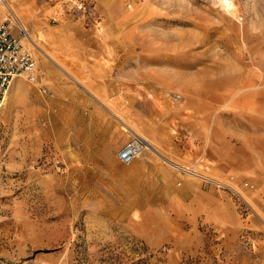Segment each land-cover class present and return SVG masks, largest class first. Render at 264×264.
Returning <instances> with one entry per match:
<instances>
[{
    "label": "rangeland",
    "instance_id": "374dc122",
    "mask_svg": "<svg viewBox=\"0 0 264 264\" xmlns=\"http://www.w3.org/2000/svg\"><path fill=\"white\" fill-rule=\"evenodd\" d=\"M0 19L47 90L17 78L0 109V264H264V0H0ZM135 137L159 155L122 165Z\"/></svg>",
    "mask_w": 264,
    "mask_h": 264
},
{
    "label": "built area",
    "instance_id": "2783aa9c",
    "mask_svg": "<svg viewBox=\"0 0 264 264\" xmlns=\"http://www.w3.org/2000/svg\"><path fill=\"white\" fill-rule=\"evenodd\" d=\"M23 39H27L25 30L20 29L19 34L14 35L7 20L0 19V109L11 83L17 78H23L28 83L37 85L43 93L47 91L39 81L36 61L31 51L23 45ZM143 148L144 141L135 137L122 146L116 153V158L122 165H129L140 156ZM183 171L203 182H211L210 179L193 168H185ZM232 179L230 177L227 182L212 183L232 191L233 188L227 184L231 183ZM241 187L246 190H254V185L247 181L242 182Z\"/></svg>",
    "mask_w": 264,
    "mask_h": 264
},
{
    "label": "bare ground",
    "instance_id": "6f19581e",
    "mask_svg": "<svg viewBox=\"0 0 264 264\" xmlns=\"http://www.w3.org/2000/svg\"><path fill=\"white\" fill-rule=\"evenodd\" d=\"M15 20V19H14ZM27 41L29 42V43H31L32 44V40H31V38H29L28 36H27ZM13 83V82H12ZM12 83H11V85H10V87L12 86ZM8 93V92H7ZM7 95V94H6ZM6 98V97H5ZM141 139V138H140ZM143 140V139H142ZM144 141V140H143ZM143 150H150L151 151V147L144 141V148H143ZM142 150V151H143ZM177 166V165H176ZM178 168V167H177ZM178 169H181V168H178ZM181 170H185V168H183V169H181Z\"/></svg>",
    "mask_w": 264,
    "mask_h": 264
},
{
    "label": "crops",
    "instance_id": "0c3cea01",
    "mask_svg": "<svg viewBox=\"0 0 264 264\" xmlns=\"http://www.w3.org/2000/svg\"><path fill=\"white\" fill-rule=\"evenodd\" d=\"M148 144V143H147ZM149 145V144H148ZM150 147H151V150H153V151H150V150H148V151H150V152H154L155 154H158L159 155V153L151 146V145H149ZM144 151V150H143Z\"/></svg>",
    "mask_w": 264,
    "mask_h": 264
},
{
    "label": "snow or ice",
    "instance_id": "6c2138e0",
    "mask_svg": "<svg viewBox=\"0 0 264 264\" xmlns=\"http://www.w3.org/2000/svg\"><path fill=\"white\" fill-rule=\"evenodd\" d=\"M226 2H227V0H226Z\"/></svg>",
    "mask_w": 264,
    "mask_h": 264
}]
</instances>
